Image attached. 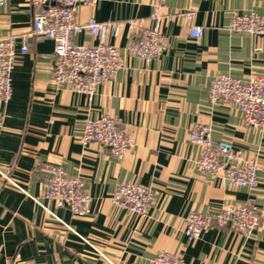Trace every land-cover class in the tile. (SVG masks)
Wrapping results in <instances>:
<instances>
[{"label": "crops", "instance_id": "0c3cea01", "mask_svg": "<svg viewBox=\"0 0 264 264\" xmlns=\"http://www.w3.org/2000/svg\"><path fill=\"white\" fill-rule=\"evenodd\" d=\"M32 10L28 0L0 5V36L15 33L16 50L22 44L28 49L16 56L10 99L0 102V264H147L161 250L188 264H264V124H246L238 106L208 93L219 74L243 81L264 77V35L230 28L234 14L264 16V0L79 5L77 21L121 23L107 40L118 47L122 65L91 98L53 81V42L31 35ZM153 13L163 42L160 53L146 61L131 54L129 45L153 25ZM191 26L202 28L199 40L188 35ZM73 40L95 41L87 33ZM105 114L119 118L131 138L120 157L80 140L83 121ZM199 123L211 127L213 138L232 142L245 159L257 160L255 187L228 185L196 168L199 147L189 134ZM53 165L83 179L89 214H71L45 198ZM124 182L152 190L145 216L112 200ZM245 201L259 212L250 236L227 225H213L197 239L184 233L190 210L211 213Z\"/></svg>", "mask_w": 264, "mask_h": 264}, {"label": "built area", "instance_id": "2783aa9c", "mask_svg": "<svg viewBox=\"0 0 264 264\" xmlns=\"http://www.w3.org/2000/svg\"><path fill=\"white\" fill-rule=\"evenodd\" d=\"M96 0H28L32 10L30 33L36 38H48L53 42V68L51 77L58 84H68L74 92L91 98L102 82L109 80L121 67L118 47L107 40L115 36L120 22L98 21L88 17L80 22L75 19L76 8L81 4H94ZM166 0H159L164 3ZM5 0H0L2 5ZM159 16L152 14L153 25L144 27L140 35L129 45L136 57L149 61L161 50L163 36ZM230 28L238 32L264 35V16L255 13L234 14ZM87 33L94 42H75L73 35ZM200 26H191L188 35L199 40ZM16 34L8 32L0 36V102L10 99L11 71L18 53L28 51L26 44L16 50ZM212 100H221L239 107L246 124L259 127L264 124V77L254 76L241 80L227 74H219L209 85ZM120 119L101 115L83 121L80 140L97 142L120 157L131 144V138L120 127ZM189 140L199 147L195 165L199 171L219 176L228 185L253 188L258 183L259 164L255 158L245 159L243 152L232 142L213 138L208 124H194ZM45 184L44 196L56 206L65 207L71 214L90 213V196L84 181L77 175L68 174L63 167L53 165ZM12 185L18 186L6 177ZM153 192L141 184L124 182L116 186L112 200L119 206L128 207L138 216L147 214ZM259 223V212L254 203L245 201L225 204L211 213L190 210L184 218V233L197 239L211 226H229L242 236H250ZM66 225V224H64ZM68 228V226L66 225ZM147 264H188L182 256L161 250Z\"/></svg>", "mask_w": 264, "mask_h": 264}]
</instances>
